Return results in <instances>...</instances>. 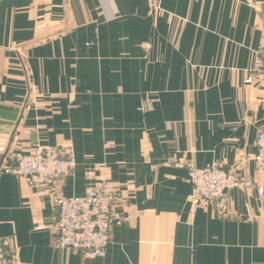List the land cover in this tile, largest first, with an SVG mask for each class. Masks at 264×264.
I'll list each match as a JSON object with an SVG mask.
<instances>
[{
    "label": "crops",
    "instance_id": "obj_1",
    "mask_svg": "<svg viewBox=\"0 0 264 264\" xmlns=\"http://www.w3.org/2000/svg\"><path fill=\"white\" fill-rule=\"evenodd\" d=\"M263 10L264 0H0L7 154L69 147L60 191L108 179L123 215L102 257L58 247L51 197L0 172L10 264H264V164L253 159L264 84L246 82ZM177 162L253 184L231 188L224 212L193 205Z\"/></svg>",
    "mask_w": 264,
    "mask_h": 264
},
{
    "label": "built area",
    "instance_id": "obj_2",
    "mask_svg": "<svg viewBox=\"0 0 264 264\" xmlns=\"http://www.w3.org/2000/svg\"><path fill=\"white\" fill-rule=\"evenodd\" d=\"M263 29L254 50L251 74L246 82L256 80L264 84V10ZM33 85V89H36ZM253 159L264 164V129L254 139ZM0 172L21 176L39 196L49 195L56 208L53 243L58 247L77 248L88 257H102L110 240V229L123 221L121 211L113 212L116 190L112 181L99 178L80 195H65L58 188L61 177L74 164L69 147L33 143L29 151L7 154L6 140L0 137ZM187 171L186 181L191 185L189 199L193 205L211 203L217 211L227 208L228 191L237 186H251V177L237 169H223L216 163L195 166L189 162L178 163ZM258 197L263 188L257 187ZM12 257L0 235V264H10Z\"/></svg>",
    "mask_w": 264,
    "mask_h": 264
},
{
    "label": "rangeland",
    "instance_id": "obj_3",
    "mask_svg": "<svg viewBox=\"0 0 264 264\" xmlns=\"http://www.w3.org/2000/svg\"><path fill=\"white\" fill-rule=\"evenodd\" d=\"M251 70H252V67H251ZM251 74V71H250V73H249V75ZM253 82H257L256 80H253ZM257 83H260V82H257ZM254 155V154H253ZM185 163H187V162H185ZM176 164H178V162L176 163ZM252 186V185H251ZM257 189V188H256ZM87 190V189H86Z\"/></svg>",
    "mask_w": 264,
    "mask_h": 264
}]
</instances>
